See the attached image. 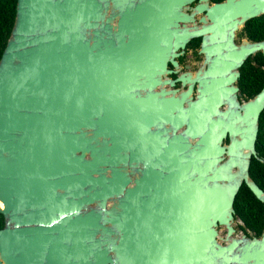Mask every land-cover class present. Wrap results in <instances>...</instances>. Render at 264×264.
I'll list each match as a JSON object with an SVG mask.
<instances>
[{"label":"water","instance_id":"1","mask_svg":"<svg viewBox=\"0 0 264 264\" xmlns=\"http://www.w3.org/2000/svg\"><path fill=\"white\" fill-rule=\"evenodd\" d=\"M262 14L264 0H17L0 264H264V232L226 248L218 230L233 232L243 184L264 203L249 176L264 86H237L264 40L235 41ZM194 39L201 60L183 68Z\"/></svg>","mask_w":264,"mask_h":264},{"label":"flooded vegetation","instance_id":"2","mask_svg":"<svg viewBox=\"0 0 264 264\" xmlns=\"http://www.w3.org/2000/svg\"><path fill=\"white\" fill-rule=\"evenodd\" d=\"M223 1L225 0H209V4L221 3ZM196 3L197 2H194L192 6H195ZM262 35L264 36V14L247 20L245 24L236 32L235 41L237 44H241L243 40H247L249 42L262 41L264 39L251 40V38L253 37L256 38ZM198 49H199V46H198ZM198 49L196 50V54L198 52ZM197 56L199 55L197 54ZM200 60H201L200 56L197 59L194 56V54L191 52V50H187V48H185L182 55L176 58V61L178 62V64L183 68L188 64H190L191 66L195 68L196 63H199ZM247 60L251 61V65L255 69V70L249 69L248 82L252 81L257 85L261 84V88H260L261 90L264 86V55L262 52H257L253 54L252 56L248 57ZM255 65H257V67H255ZM168 68L173 69L170 65L168 66ZM240 76H241V73H240ZM175 77H176L175 75L171 76V78L173 79ZM178 86L179 85L177 84V87ZM237 86H238V82H237ZM239 92L241 96L245 99L246 93H242L240 88H239ZM257 157L264 161V158H261L258 152H257ZM260 163L264 164L263 162H260ZM250 166H251V163H250ZM262 175H264V169H262L261 167H256L253 170V172L250 171V167H249V176L255 183H256L255 179H261V177H263ZM260 189L264 192L262 188ZM261 204L262 206L255 207L254 209L253 208L248 209L247 207L236 209L233 206L234 214H233V222L231 223V228L233 232L228 234V230L225 226L219 227L218 229L219 234L222 238L221 244L224 247L228 248L232 239L242 240L243 237H246L249 239L260 238V236L264 232V203H261Z\"/></svg>","mask_w":264,"mask_h":264},{"label":"trees","instance_id":"3","mask_svg":"<svg viewBox=\"0 0 264 264\" xmlns=\"http://www.w3.org/2000/svg\"><path fill=\"white\" fill-rule=\"evenodd\" d=\"M16 2L17 0H0V58L3 53V50L6 46L7 39L11 32L15 12H16ZM264 39V36H259L256 38H251V40H261ZM200 39L191 40L187 45V50H191L194 56L198 59L199 56L196 54L198 49ZM250 70H255L251 65V61L247 60L243 66L240 68V79L238 81V86L242 93H246L245 99L252 98L261 88V84L257 85L254 82H248V74ZM255 150L258 152L261 158H264V110L262 111L259 117V129L257 134V140L255 144ZM256 167H261L264 169V164L260 163L257 159H252L250 171ZM261 179H255L256 183L260 188L264 190V175ZM233 206L236 209L247 207L255 208L260 207L262 204L254 197L251 191L245 186H241L234 200ZM4 227V217L0 214V230Z\"/></svg>","mask_w":264,"mask_h":264},{"label":"rangeland","instance_id":"4","mask_svg":"<svg viewBox=\"0 0 264 264\" xmlns=\"http://www.w3.org/2000/svg\"><path fill=\"white\" fill-rule=\"evenodd\" d=\"M198 65H199V63H196V67L195 68L193 67V69H196Z\"/></svg>","mask_w":264,"mask_h":264}]
</instances>
